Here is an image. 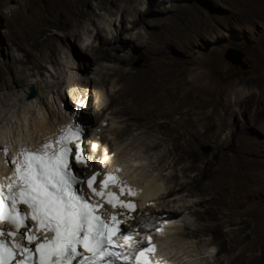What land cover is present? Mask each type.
I'll list each match as a JSON object with an SVG mask.
<instances>
[{
	"label": "bare ground",
	"instance_id": "6f19581e",
	"mask_svg": "<svg viewBox=\"0 0 264 264\" xmlns=\"http://www.w3.org/2000/svg\"><path fill=\"white\" fill-rule=\"evenodd\" d=\"M94 1L97 2L98 7L102 10L112 12L113 9H117V12L121 13L122 23L120 24V32L117 35L113 34L112 31L103 34V31L107 30L106 26H100L95 21L93 18L95 11L90 9ZM138 1L141 2V0H36L26 19V26L19 24L18 30L11 38L9 46L10 53L8 58L10 61H7V63L0 58V90L3 88L13 89L23 84L42 86L43 80L38 78L34 80L33 76L37 77L39 73H42V76L46 77L48 74L41 71L43 66L50 73L49 76L54 77L58 72L52 64H59L57 55L61 52L63 53V46L66 44L65 41L68 37L74 39V44H70L74 57L84 62L85 69L78 66V70L81 73L86 74L93 62L98 63L108 60L112 61L114 66L108 68V71L102 74L101 82H99L101 86L97 84L96 78L90 81L75 78V82L68 86V90L64 89L63 92L62 87L58 89V98L62 99L64 108L69 110L72 119L58 114L60 112H56L55 106L49 102L48 95L45 97L41 96V93L45 92L43 90L45 88L41 87L40 95L36 97V100L45 109L44 115L42 117L32 115L28 119L26 117L22 118L26 110L24 107L23 111L20 110L19 116L20 120H24L27 123L26 125L22 124L20 127L17 126L18 133H16L17 136L14 135L16 136L13 138L14 142L12 138L7 140V130V132L4 130L5 133H3L4 131L0 132V156L7 165V169L0 167V190H2L5 197L7 196V186L10 182L13 183L14 191H18L15 186L16 169L12 161L19 163L22 160L20 149L23 147H44L46 144H52V150H56L59 148L57 141L62 135L66 134L67 127L70 126L75 131L77 128L82 129L81 124H85L86 127L88 123L93 125L94 121L103 117L108 110L111 111L109 115H112V117H107L108 120L120 117L128 123L126 129H120V135L130 130L132 126H137V128L147 129V132L164 133L172 141H175L173 150L168 156L170 159L173 157L170 164L175 160V164H177L182 155H187V152L192 149V141L197 138L219 140V145L223 149L229 147L231 141H235V138L240 142L242 148H250L254 144H259V140L246 131L247 129H253V127L257 128L255 125L259 122L255 118L246 119V124L244 123L245 125L243 124L240 127V131L230 126L232 124L229 122L238 112L243 115L248 112L247 109L253 96L247 91V87L236 82L230 84L229 87L218 88L206 69L209 58L183 59L178 58L179 56H170L169 54L170 49L178 52L182 47H195L198 45L199 40H207L213 33H217L215 26V22L218 19L217 16L199 0L181 1L175 5H167L164 3L165 0L160 2L148 0L146 2L148 3L146 10L142 8L139 10L137 7ZM224 1L230 5L231 10L237 3L242 7L244 6L243 2H241L242 0ZM210 4L213 5L212 3ZM153 11L159 14L155 15L151 20L145 18V14L153 13ZM129 16L132 18H128ZM142 22H146V28L138 26ZM89 24H94L97 28L95 41L99 42L98 45L83 44V40H85L84 34L88 31L91 32ZM126 33H129L130 36L127 37ZM119 42H123L122 47H119ZM124 42H127V44ZM113 44L116 45L113 46ZM106 45L107 47H105ZM129 49L134 50L135 54L130 52L126 54L119 53V51L127 52ZM178 53L181 54V52ZM137 57L143 58L144 65L141 68H132L130 62ZM30 61H33L35 67L31 66ZM70 65L73 67V63L70 62ZM52 66L54 67L52 70H55L56 73L50 69ZM110 70L114 72L113 75H111ZM109 84H111L110 87L108 86ZM118 85L120 86L118 87ZM103 86L107 88V92L98 90V88ZM47 87H49L48 84ZM91 89H93L92 92ZM95 96H97V101H95L97 106L91 119L89 118L90 116L81 113L83 111L81 107L91 109ZM33 100L26 98L23 102L27 104L26 101ZM54 102L56 101L54 100ZM114 104L121 107L118 109L114 107ZM200 125H204V131L201 130ZM28 128L30 129L28 130ZM226 128L229 131L223 135V131ZM84 134V132L81 134V138L78 141L80 144L79 153H76L75 144H70L69 147L73 148L74 154L81 155L84 162L85 158L88 157V165L84 166V162H73L70 156L71 168L82 174L85 177H83L84 180L91 177L97 169L103 171L102 174H105L103 178L97 177L98 179L93 183L97 190H100V182L102 180L107 179L109 176L115 177L116 185H111L114 181L109 180L110 185L107 183L104 191L109 194H115L117 205L120 201L135 205L134 210L124 209L119 206L113 207L107 203L108 197H103L102 199L106 200L104 212L109 219L112 215H115L117 220L120 221L119 225L125 234L127 232L131 234L130 230H128L129 222L137 225V220L145 215L156 217L155 222H157L160 219L158 216L164 214L163 212H167L168 225L159 230L153 236V239L151 237L148 238V241L155 245L154 257L157 260L161 259L159 264L171 263V261L168 262L171 258L163 251L162 246L167 245L168 247V244L173 241L172 239L175 235L172 237V233L177 228L176 216L184 213L187 209H193L197 205L204 207L202 211L197 208L192 210L197 217L196 222L199 227L196 230L190 229L186 234L180 233V236L183 234L182 237H193L208 231L213 232V223L203 220L206 219V215L211 216L213 212V185L216 184L217 179H221L217 178L216 175L213 177V168L208 165L209 163L204 167H201V164L198 166V163L192 164L191 167L199 170L197 177L187 183L180 184L178 188L174 187L168 194L161 196V193L164 192L162 191L164 188L163 178L157 175H147L143 169L140 172L138 171V175L122 176L126 173V167L121 162L125 154L120 151V146L113 147V144L109 146L107 152L106 146L101 149L97 147L99 154L102 152L104 157L113 151L118 152V159L109 160L111 162L110 164L107 163V165L106 163L101 165L93 164L91 155L87 154L89 146L83 140ZM24 136L32 140V143L23 141L22 137ZM97 136L95 133L92 151L98 142ZM122 137L124 136L122 135ZM183 138L184 142H181ZM40 139L43 140L40 141ZM9 142L12 145L15 144L11 150L8 146ZM159 145L160 143L155 146ZM3 147L6 149L4 150ZM224 154L226 155L223 152L222 156L226 158L227 156ZM170 166L166 168V165H164L163 167L166 168L164 170H168ZM83 188L88 195H91L87 184ZM121 189H123V192H121ZM185 191H193L197 199L193 200L192 205L185 204L182 209L180 208L181 210L170 206L160 205L158 208L148 206V203L153 198L159 197L162 201H165V198L173 197ZM122 193L124 196H130L132 202L123 199ZM254 198L264 201V190L262 189L255 193ZM95 199L98 202L101 201L99 197H95ZM215 201H217L216 198ZM99 205L101 206L100 202ZM7 206L8 204L6 203ZM20 208L29 212L30 216V210L25 205H20ZM100 208L102 209V206ZM241 219L242 223L245 224V219L242 217ZM28 223L33 225L29 230V234L36 235V232L40 231L39 227L30 219ZM161 225L154 226L148 231L158 229ZM208 225L211 226L208 228ZM214 228L217 230L216 239L224 236L218 226ZM239 230L241 232H239L240 236L243 238L245 227H241ZM0 231H3L7 237H9L7 233L16 232L15 236L24 240L21 235L24 229L17 231L13 225L6 221L0 222ZM42 235L43 233H41ZM23 242L26 241L24 240ZM143 243L146 244L147 242L144 240ZM31 245L35 246V244ZM226 245L225 243L224 247ZM251 256L254 262L260 264L263 255L254 252ZM180 257L178 256V258ZM248 260L247 254L241 253L235 257L234 262L232 260V263L229 264H248Z\"/></svg>",
	"mask_w": 264,
	"mask_h": 264
},
{
	"label": "rangeland",
	"instance_id": "374dc122",
	"mask_svg": "<svg viewBox=\"0 0 264 264\" xmlns=\"http://www.w3.org/2000/svg\"><path fill=\"white\" fill-rule=\"evenodd\" d=\"M35 1L36 0H0L1 60L5 62L10 61L8 55L10 53L9 46L11 44V38H13L14 34L17 32L19 24L26 26V19L28 18ZM147 1L148 0H141L142 3L140 1L137 2L139 10L141 8L143 10L148 8ZM157 1L160 2L164 0ZM181 1L185 2L188 0H165L164 3L167 5H175L177 2ZM199 1L217 16L218 19L215 22L216 35L213 33V35L208 37L207 40H199L198 45L195 47H182L181 50L178 51L181 52V54L174 49H170L169 54L170 56H179L178 58L183 59H197L201 57L209 58L210 60L206 64V69L213 78V81L216 82L218 88L229 87L230 84L236 82L239 83V85L246 86L247 91L253 96L252 99L255 100L253 101L251 99L249 108L247 109L248 112L245 115L238 112L229 122L232 124L230 126H233L235 130L240 131V127H242L244 123L246 124V119L250 120L255 118L259 123L253 125L257 126V128L253 127V129H247L246 131L256 137L259 140V144H254L250 148H242L240 142L235 138V141L233 142L230 140L231 144L229 147L223 149L219 145V140L197 138L192 141V149L187 152V155H182L177 164H175L176 160L170 164L173 157L170 159L168 156L173 150L172 148L175 141H172V139L164 135V133L147 132V129L137 128V126H132L130 130H127L120 135V129H126L128 123L123 121L120 117L108 120L109 117H112V115H109L111 112L110 110H108L103 117L95 120L93 125L88 123L86 127L85 124H81L82 133H85L83 135V140H85L87 146H89L87 154L89 156L91 155L92 163L98 165H101L102 163H106L107 165V163L110 164L112 160H117L118 152L113 151L104 157L102 152L99 154L97 147L101 149L106 146L107 152L109 146H112L113 144V147L120 146V151H123V154H125L121 162L126 167V173L122 176L138 175V171L140 172V170L143 169L147 175H157L158 177L163 178L164 188L162 191L164 192L161 193V196L168 194V192L174 187L178 188L180 184L187 183L197 177L199 170L191 167L192 164L196 163H198V166L201 164V167H204L209 163L208 165L213 168V177L216 175L217 178L223 181L217 179L216 186L213 185V214L211 213V216L206 215V219L203 220L205 222L210 221L209 223H213V232L208 231L207 233H201L199 236L193 237H182L183 234L181 236L179 235L180 233L186 234L190 229L196 230L199 227L196 222L197 217L193 214L192 210L197 208L202 211L204 210V207L197 205L193 209H187L184 213L177 215L176 219L174 218L175 222L177 221V228L174 230L177 232L174 231L172 233V237L175 236L172 239L173 241L168 244V247L167 245L162 246L163 251L169 256V258L172 260L174 259L173 261L170 259L168 262L171 261V263L169 264H229L234 262L235 257L241 253L247 254L249 259L248 264H257L251 259V255L254 252L263 255L260 264H264V201L254 198L255 193L262 189L264 190V0H242L241 2H243L244 6L242 7L237 3V5L235 4L234 6L235 9L232 7V10L230 5L224 0ZM210 3L213 5L214 3L216 4L213 6ZM90 9L95 11V15L93 16L95 21L99 23L100 26H106L107 30L103 31V34L112 31L113 34L117 35L120 32L122 15L120 12H117V9H113L112 12L102 10L98 7L96 1L93 2ZM158 14L159 13L156 11H153V13L145 14V18L151 20ZM128 18L132 17L129 16ZM90 23H92V21H90ZM138 26L144 28L147 27L146 22H142ZM89 27L91 32L88 31L84 34L85 40H83V44L98 45L99 42L95 41L97 28L94 24H89ZM126 35L127 37L130 36L129 33H126ZM65 42L66 44L63 46V53L61 52L57 55L59 64H52L59 74L56 73L55 70H52L54 69L52 66L50 69L56 74L54 77L49 76L50 73H48L43 66L41 67V71L46 72L48 75L45 77L42 76V73H39V76H33L34 80H36V78L43 80L42 86L23 84L22 86L19 85L13 89L3 88L0 90V132H3L4 130L8 131H6L9 136H7V140L12 138L14 142L13 138L16 137V133H18L17 126L20 127L22 124L26 125L27 122L20 120L19 116L20 110L23 111L24 107L26 110L22 118L26 117L28 119L32 115L38 117L44 115L45 109L42 108V105L36 100V97L40 95L41 87L45 88L43 89L45 92L41 93V96L45 97L48 95L49 102L51 105L55 106L54 108L56 112H60L58 114L72 119L69 110L64 108L62 99L60 100V98H58V89L62 87L63 92L64 89L68 90V86L79 78V80L86 79L89 81L96 78L97 84H99L102 79V74L108 71V68L114 66V63L108 60L98 63L93 62L91 68L86 74L81 73L78 70V66L85 69L84 62L79 58L74 57L70 46V44H74V39L68 37ZM122 43L123 42L118 43L119 47H122ZM124 43L127 44V42ZM115 45L116 44H113V46ZM105 47H107V45ZM230 48L239 49L244 54L243 61L248 65L246 69H243L240 65H236L227 59L226 53ZM128 52L135 54V51L132 49H129L127 52L119 51L121 54H126ZM68 61L69 63H73V67L71 65V67L69 66V63H67ZM30 64L35 67L33 61H30ZM130 65L132 68H141L144 65V60L141 57H137L130 62ZM110 72L111 75H113L114 72L112 70H110ZM47 84L49 87H47ZM32 85L36 89V96L33 98L35 101H26L27 104H24L23 101L26 98L28 99L27 96ZM99 85L101 86V84ZM110 85L111 84L108 86L110 87ZM119 86L120 85H118V87ZM92 90L93 89H91V92ZM98 90L107 92L105 86L98 88ZM54 100L56 102H54ZM95 101H97V96H95L91 109L81 107V110H83L81 113L90 116L89 118L92 119L93 111L97 106ZM114 107L119 109L121 106L114 104ZM73 122L77 125L75 121ZM200 128L202 131L205 130L204 125H200ZM29 129L30 128H28V130ZM225 130L223 131V135L229 131L228 128ZM5 131L3 133H5ZM95 133L98 135V142L92 151L91 149ZM122 135L124 137H122ZM22 138L26 143H32V140L29 138H25V136ZM41 140L43 139H40V141ZM181 142H184V138ZM159 143V146H155ZM14 145L15 144L12 145L9 142L8 146L10 150ZM223 152L226 153V155L224 154L227 156L226 158H223ZM182 153L184 154V152ZM1 161L2 158L0 156V167L7 169L5 162ZM88 161V157L85 158L84 166L88 165ZM164 165H166V168L169 167V165L171 166L168 170H164L166 169L163 167ZM102 172L103 171L97 169L95 173H99L97 177L103 178L105 174H102ZM116 182L117 181L112 182L111 185L115 186ZM85 184L82 186L84 187ZM108 184L110 185L109 182ZM122 197L123 199L132 202L130 196H128L130 198L124 195H122ZM215 198L217 201H215ZM100 199L101 201L99 202L101 203L102 208H105L106 200L102 198ZM196 199L193 191H185L180 192L173 197H167L165 198V201H162L159 197L153 198L150 200L152 203L149 202L148 206L158 208L161 205L182 209L185 204L192 205L193 200ZM163 213L164 214L158 216L160 219L157 222H155L156 217L149 215L141 216L140 219L137 220V225L129 222V228H132L134 234L133 242L130 245L131 248H134L135 245L140 244V242H144V240L147 241L149 237L153 238L159 230L168 225V220L166 218L167 212ZM241 217L245 219V224L242 223ZM160 225V228L148 231L150 228ZM210 226L211 225H208V228ZM215 226H218L219 230L223 232V237L221 236V238L218 239L215 238L217 232L214 228ZM241 227H245V235L243 238L240 236L241 232L239 229ZM39 232L40 231L36 232L37 236H41V233ZM225 243L227 244V248L224 247ZM209 246H211V248H209ZM178 256L181 257L178 258Z\"/></svg>",
	"mask_w": 264,
	"mask_h": 264
},
{
	"label": "snow or ice",
	"instance_id": "6c2138e0",
	"mask_svg": "<svg viewBox=\"0 0 264 264\" xmlns=\"http://www.w3.org/2000/svg\"><path fill=\"white\" fill-rule=\"evenodd\" d=\"M82 129L75 131L69 126L66 134L57 141L59 148L46 144L39 152H23V159L15 164L16 180L9 183L7 196L0 190V222H8L21 233L27 244L13 242L8 245L0 231V264H114L122 253L114 249L120 239L131 241L132 236H118L120 221L115 215L111 223L98 214L99 203H92L82 187L87 184L92 196L108 197L107 203L113 207L134 210L135 205L120 201L117 205L115 194L104 191L105 185L115 177L101 181L100 190L93 186L99 173L86 180L78 178L70 169L69 158L73 162H84L79 154H74L70 144H75L79 153ZM130 191V190H129ZM123 192V189H121ZM6 203L8 206L6 207ZM25 205L29 212L21 211L17 205ZM39 227L42 236L29 234L32 224ZM7 235L15 237L16 232ZM155 253V245L142 248L135 257L136 264H156L150 257ZM38 254V255H37ZM127 260V256H124Z\"/></svg>",
	"mask_w": 264,
	"mask_h": 264
},
{
	"label": "water",
	"instance_id": "95a60500",
	"mask_svg": "<svg viewBox=\"0 0 264 264\" xmlns=\"http://www.w3.org/2000/svg\"><path fill=\"white\" fill-rule=\"evenodd\" d=\"M227 59L236 65H240L243 69H246L248 65L243 61L244 54L235 48L228 49L226 53ZM36 96V89L34 86H31L28 93V99H33Z\"/></svg>",
	"mask_w": 264,
	"mask_h": 264
}]
</instances>
